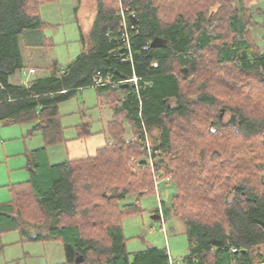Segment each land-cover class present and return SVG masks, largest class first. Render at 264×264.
Wrapping results in <instances>:
<instances>
[{
    "label": "trees",
    "instance_id": "16d2710c",
    "mask_svg": "<svg viewBox=\"0 0 264 264\" xmlns=\"http://www.w3.org/2000/svg\"><path fill=\"white\" fill-rule=\"evenodd\" d=\"M54 1L0 0V122H32L45 141L28 155L29 178L0 203V234L34 228L31 239L60 240L58 264H264V51L252 33L264 24L255 10L246 0H97L91 48L66 71L55 61L51 76L11 83L25 66L20 38L53 25L41 9ZM156 35L166 44L152 47ZM97 71L115 96L105 145L51 162L48 145L68 140L59 103ZM134 73L138 86L125 87ZM93 133L84 122L77 137ZM161 180L171 190L163 215L180 218L187 237L176 257L166 246L129 251L123 230Z\"/></svg>",
    "mask_w": 264,
    "mask_h": 264
},
{
    "label": "rangeland",
    "instance_id": "374dc122",
    "mask_svg": "<svg viewBox=\"0 0 264 264\" xmlns=\"http://www.w3.org/2000/svg\"><path fill=\"white\" fill-rule=\"evenodd\" d=\"M96 1L97 0H56L42 6L41 13L43 17L46 20L58 23L53 30L51 29L52 32H50V34L54 35L52 41L55 44V50L58 53L57 55L60 61L62 59L63 61L67 60L66 58L72 59L78 52L82 51L80 48L84 46V44L86 46L90 44L89 40L87 42H82L80 40L81 31L79 26H82L81 28L84 30V35L88 36L86 32L88 25L87 19L90 21L92 14L95 15L97 7ZM79 2H81L80 11L76 13L75 6H77ZM246 3L255 10L254 17L263 25L264 14L259 13L257 9H264V0H246ZM86 13H88V15ZM252 33L256 43L262 51H264V26L255 27ZM23 70L24 69L21 71ZM83 101L86 102V108H90V110L85 113H76L74 110L79 109ZM97 104H100L102 107L97 106ZM112 106H114L113 103L107 102L106 93H101V95L98 96L96 91L92 88L85 89L83 92H76L74 96L61 104L60 118L68 140L48 145L49 160L51 162H60L72 156L81 157L88 155V153L76 155L78 153L74 145L78 144L77 142L74 144L72 143V139H74L72 136L77 134V127L74 129V125L88 122L90 123V129L95 132L94 134L101 135V137L106 136L108 139V134L104 130L107 127V119L110 116L109 108ZM224 118H226V113L224 114ZM23 124V128H20L18 124L4 125L0 123V195L7 191L5 186H1L2 183L8 182L11 178H16V180L19 178V176H16L17 173L13 170L7 175L5 171L7 166L3 161L4 155L20 148L24 149L23 146L25 143H27L28 147L32 148L45 144L41 131H31V125L33 126L32 122ZM14 126L16 128H13ZM29 129L32 132L31 136H23L21 134H26ZM13 136L18 137L10 138ZM82 141L86 144V142H84L85 140ZM16 145H19L17 149H9V147H15ZM19 159L20 156H14L9 164L17 163ZM158 188L155 193H149L140 198L138 204V207H141L140 211L124 218L123 230L125 236L129 238L127 241V249L129 251H135L144 249L148 245L166 246L172 257L180 256L187 252V237L183 223L181 219L176 216L163 215L161 200L163 199L168 205L171 190L170 185H167L164 180L159 181ZM166 191H169L168 195H165ZM130 199L133 200L135 198ZM156 206L160 207L162 214V218L157 220L152 218V214L154 213L152 212V208ZM35 232L36 231H34V233ZM0 238L2 243L6 244L4 246V249L6 248L4 252L0 251V264H53L65 260L63 243L60 240L48 239L42 241L27 239V236H23L18 230L3 232ZM24 251H29L30 255H24Z\"/></svg>",
    "mask_w": 264,
    "mask_h": 264
},
{
    "label": "crops",
    "instance_id": "0c3cea01",
    "mask_svg": "<svg viewBox=\"0 0 264 264\" xmlns=\"http://www.w3.org/2000/svg\"><path fill=\"white\" fill-rule=\"evenodd\" d=\"M80 3L81 2H79L78 5L75 6L76 13H79V11H80ZM86 14L88 15V13H86ZM41 15H42V18L44 19V21L53 23V25L44 29V31L43 30H41V31L40 30H30L26 33L25 37L20 38L22 58H23V63L25 66L23 68L24 69L23 71H21L22 69H20V70H17L14 74L10 75L9 81L11 83L22 84V85L27 86V85H29L30 82L35 81L39 78H46V77L51 76L53 74L52 63H54L55 61L57 62V66L60 67V69H62L63 71H66V67L68 66V64L70 62L75 60L82 52L87 51L94 44L91 32H92L94 20H95L96 15H97V7H96L95 15L92 14L90 21L87 19L88 25L86 28V30H87L86 32L88 33L89 37L84 35L85 33L83 32L84 30H82V28H81L82 26L81 25L79 26L80 31H81L80 40L82 42L83 41L87 42L89 40L90 44L87 46L84 44V46H82L80 48V50L82 49V51L78 52L72 59L66 58L68 61L67 60L63 61V59L61 61L59 60L58 55H57L58 53L55 50V48H56L55 44L52 41L54 38V35L50 34V32H52L51 29L53 30V28L55 26H57L56 24H58V23H54V22H51L49 20H46L43 17L42 13H41ZM26 40L30 43H38V44L37 45H26V43H25ZM40 63H42V64H40ZM32 69H34V70L32 71ZM88 88L94 89L98 96L101 95V93H106L107 94V102H110V99L115 97L114 94L111 92V89L109 86L97 87V86L92 85V83H88L86 85H82V86L77 87L75 94L78 91L83 92V90L88 89ZM85 101H83L82 106H79V109L74 110L76 113L77 112L85 113V112L90 110V108H86V102ZM97 101H99V100H97ZM64 102H66V100L60 102L58 105L59 117H61L60 116V110H61L60 105L63 104ZM97 106L102 107V106H100V104H97ZM109 112H110V116L107 119L108 122L113 117V113H114L113 106L109 108ZM0 123H2V122H0ZM60 123H61V118H60ZM2 124L5 125V123H2ZM6 124H10V125L18 124L20 126V128L21 127L23 128L22 125H24V124L15 123V122L6 123ZM88 124H90V123H88ZM61 125H62V123H61ZM31 127H33V126L31 125ZM62 127H64V126L62 125ZM73 127H74V129H75V127H77L76 128L77 134H75V136H72L74 138V139H72V141H73L72 143L74 144L75 142H77V144H78V145H74L76 147V152L78 153L76 155H82V153H88V155L81 156V157L80 156L79 157L72 156V157H69L68 159H76V158H82V157H87V156H93L96 154L97 149L99 147L105 145V143L107 141L106 136L101 137V135L94 134L95 132L93 134H90V135L85 136V137H77L78 128L80 127V124L74 125ZM13 128H16V127L14 126ZM21 134L23 136L24 135H27V136L32 135L30 129L28 130V132L26 134H24V133H21ZM63 134H65V131L63 132ZM12 135H14V134H12ZM65 136H66V134H65ZM16 137H18V136H13L10 138H16ZM82 140H85L84 142H86V144H84ZM69 143H70V141H69ZM99 143H101V144H99ZM18 147H19V145L18 146L16 145L15 147H13V146L9 147V149H17ZM23 148L24 149L20 148L18 150L13 151V152H8L7 154L4 155L3 161L5 162V164L7 166V169L5 170L7 175H9L10 171L13 170L17 173L16 176H19V178H18V180H16V178L12 179L10 176L11 180H8V182L2 183L1 186H5L7 188V191H6V193H2V195H0V203L6 202V201L11 199V197H12L11 185L12 184L17 183V182H21V181H25L30 176V172H29V168H28V155L30 154V151L34 148L28 147L27 143H25ZM91 153H93V154H91ZM14 156H20V159L17 163L15 162V163L10 165L9 162L12 159V157H14ZM160 213H161V209H160ZM183 227H184V225H183ZM16 230L20 231V233L23 236H27V239H31L30 236H31V234H34V231H35L34 228H29L26 230H21V229H16ZM184 231H185V228H184ZM0 237H1V234H0ZM32 240H34V239H32ZM45 240H48V239H45ZM45 240H42V241H45ZM5 245L6 244L2 243L1 238H0V251L1 252L2 251L4 252V250L6 249V248L4 249ZM63 248H64V246H63ZM23 254L24 255H28V254L30 255L29 251L28 252L24 251ZM64 255H65V252H64ZM62 262H64V261L61 260V261L55 262L53 264H58V263H62Z\"/></svg>",
    "mask_w": 264,
    "mask_h": 264
},
{
    "label": "built area",
    "instance_id": "2783aa9c",
    "mask_svg": "<svg viewBox=\"0 0 264 264\" xmlns=\"http://www.w3.org/2000/svg\"><path fill=\"white\" fill-rule=\"evenodd\" d=\"M135 14V13H133ZM133 16V15H132ZM122 39L123 41H125V44L122 46L123 48L127 47L129 48L130 44H129V35L128 33L124 30L121 32V35L119 36L118 40ZM129 56H125L124 59L125 60H129L128 58ZM131 57V56H130ZM34 69H32L33 71ZM138 80L139 77L134 73L132 76L130 77H126L121 79V82H132L134 85L138 86ZM110 85L112 84V81L110 79V77H105L104 74L101 71H97L92 78V85L94 86H104V85ZM160 150L156 151V154H159ZM153 159H151L152 162ZM169 179V178H168ZM158 185V184H157ZM156 188H158V186H156ZM235 250V249H234Z\"/></svg>",
    "mask_w": 264,
    "mask_h": 264
},
{
    "label": "water",
    "instance_id": "95a60500",
    "mask_svg": "<svg viewBox=\"0 0 264 264\" xmlns=\"http://www.w3.org/2000/svg\"><path fill=\"white\" fill-rule=\"evenodd\" d=\"M166 42H167V40L164 37L159 36V35H156V36H154L152 38V40L150 42V45L152 47H159V46L165 45ZM122 50H124V48H122ZM120 75L123 76V77H125L124 73H120ZM124 86L125 87L129 86V83L128 82H125L124 83ZM128 95H129V97H131L132 96V91H129ZM141 162L144 163V162H146V160L143 159V160H141ZM152 218L153 219H161L162 218V214L160 212L159 213H153L152 214ZM257 221L264 226V221L262 219H257Z\"/></svg>",
    "mask_w": 264,
    "mask_h": 264
}]
</instances>
